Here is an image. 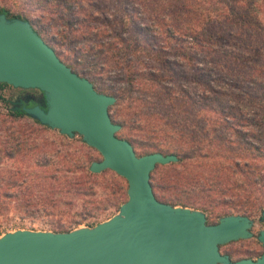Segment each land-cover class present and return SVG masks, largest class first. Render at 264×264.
Wrapping results in <instances>:
<instances>
[{"label":"trees","instance_id":"obj_1","mask_svg":"<svg viewBox=\"0 0 264 264\" xmlns=\"http://www.w3.org/2000/svg\"><path fill=\"white\" fill-rule=\"evenodd\" d=\"M23 2L18 13L2 5L0 13L29 20L73 71L116 97L117 135L139 156L178 157L151 173L160 201L199 209L210 224L264 210V0ZM8 86L0 82V91ZM0 102L8 109L0 119V215L53 217L81 206L78 222L59 218L50 228L67 232L101 210L120 211L126 178L93 172L102 155L81 134L25 111L46 108L45 96L0 94Z\"/></svg>","mask_w":264,"mask_h":264},{"label":"water","instance_id":"obj_2","mask_svg":"<svg viewBox=\"0 0 264 264\" xmlns=\"http://www.w3.org/2000/svg\"><path fill=\"white\" fill-rule=\"evenodd\" d=\"M0 82L41 90L47 107L36 103L25 111L70 137L81 134L102 155L91 170L111 169L128 181V199L120 211L94 227L19 229L0 236V264H264V253L232 261L220 249L252 236L249 216L228 215L210 224L199 209L160 201L151 173L178 157L162 152L139 156L130 141L117 135L122 126L110 114L116 97L73 71L29 20L5 13H0ZM259 240L264 245V230Z\"/></svg>","mask_w":264,"mask_h":264},{"label":"rangeland","instance_id":"obj_3","mask_svg":"<svg viewBox=\"0 0 264 264\" xmlns=\"http://www.w3.org/2000/svg\"><path fill=\"white\" fill-rule=\"evenodd\" d=\"M0 5L7 6L14 13H18L21 10L25 9V5L23 0H0ZM122 14V12L120 13ZM117 22H121L120 19L116 20ZM64 59H67L64 55H62ZM66 61H69L68 59ZM99 82H105L104 79L99 80ZM94 83V82H93ZM0 94H4L6 97L16 100L18 98H23L27 101L37 100L39 98H43L44 94L39 89L35 88H16L14 86H8L4 90L0 91ZM7 108L0 102V119H2L7 112ZM82 211V208H78V212H74L72 209L68 208L67 210H63L57 216H21L14 210H11L7 214L0 215V233L1 236L7 232H13L19 229H32V230H50L53 222L58 221L59 218L62 219L64 223L70 222H78L80 220L79 212ZM263 208L259 209L257 212L253 214L252 217L255 218V225L252 228L251 232L254 234L253 237L243 238L239 240H234L223 244L221 246V252L224 254H228L229 257L235 261L244 257L257 256V249L261 248L260 242L258 241V235L260 232L264 230V223L260 220V216L262 214ZM101 215L98 219L94 218H86L84 219L82 224L75 225L76 228L81 227H94L99 222H104L115 214L119 212L117 207H110L106 210H101ZM63 215V217H62ZM219 218H209V221H215ZM91 225V226H89Z\"/></svg>","mask_w":264,"mask_h":264},{"label":"flooded vegetation","instance_id":"obj_4","mask_svg":"<svg viewBox=\"0 0 264 264\" xmlns=\"http://www.w3.org/2000/svg\"><path fill=\"white\" fill-rule=\"evenodd\" d=\"M41 99H43V98H39V99H37L38 101H40ZM41 103H43V101H41ZM250 219H251V221H252V227H251V230H252V228L254 227V225H255V218L254 217H250ZM260 220L264 223V218H263V213L261 214V216H260ZM261 233V232H260ZM254 236V234H252V236L251 237H253ZM258 241L260 242V245H261V248L260 249H257L256 251H257V256H255V257H252V256H248V257H245V258H251V259H257V258H259L263 253H264V245H263V243L259 240V235H258Z\"/></svg>","mask_w":264,"mask_h":264}]
</instances>
